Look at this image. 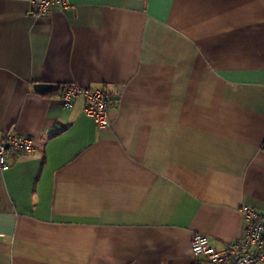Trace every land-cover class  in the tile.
<instances>
[{"label": "crops", "instance_id": "obj_1", "mask_svg": "<svg viewBox=\"0 0 264 264\" xmlns=\"http://www.w3.org/2000/svg\"><path fill=\"white\" fill-rule=\"evenodd\" d=\"M67 82L118 88L108 129ZM10 128L35 148L0 172V264H210L193 233L222 250L264 210V0H0Z\"/></svg>", "mask_w": 264, "mask_h": 264}, {"label": "built area", "instance_id": "obj_2", "mask_svg": "<svg viewBox=\"0 0 264 264\" xmlns=\"http://www.w3.org/2000/svg\"><path fill=\"white\" fill-rule=\"evenodd\" d=\"M31 7L34 15H43L54 6L68 7L69 0H24ZM117 87L109 92L81 86L75 82L64 83L59 92L61 105L70 109L74 100L83 97V110L100 131L109 128L108 109L119 98ZM33 140L21 136L13 128L0 131V172L10 167V160L34 151ZM261 150L264 152V140ZM244 221L243 234L240 239L228 243L225 249L217 250L210 238L195 232L190 240V250L196 257H202L210 264H264V210H257L248 204L238 207Z\"/></svg>", "mask_w": 264, "mask_h": 264}, {"label": "water", "instance_id": "obj_3", "mask_svg": "<svg viewBox=\"0 0 264 264\" xmlns=\"http://www.w3.org/2000/svg\"><path fill=\"white\" fill-rule=\"evenodd\" d=\"M53 87H54V85L52 83H48V82H37V83L33 84L34 90H36L38 92H43V91L51 89Z\"/></svg>", "mask_w": 264, "mask_h": 264}, {"label": "trees", "instance_id": "obj_4", "mask_svg": "<svg viewBox=\"0 0 264 264\" xmlns=\"http://www.w3.org/2000/svg\"><path fill=\"white\" fill-rule=\"evenodd\" d=\"M61 86H62V85H59V86H57V88L60 90Z\"/></svg>", "mask_w": 264, "mask_h": 264}]
</instances>
